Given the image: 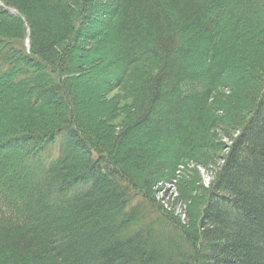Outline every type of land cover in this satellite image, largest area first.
I'll use <instances>...</instances> for the list:
<instances>
[{
  "label": "trees",
  "instance_id": "obj_1",
  "mask_svg": "<svg viewBox=\"0 0 264 264\" xmlns=\"http://www.w3.org/2000/svg\"><path fill=\"white\" fill-rule=\"evenodd\" d=\"M0 1V264H264V0Z\"/></svg>",
  "mask_w": 264,
  "mask_h": 264
},
{
  "label": "rangeland",
  "instance_id": "obj_2",
  "mask_svg": "<svg viewBox=\"0 0 264 264\" xmlns=\"http://www.w3.org/2000/svg\"><path fill=\"white\" fill-rule=\"evenodd\" d=\"M0 6L3 7L4 9L8 10L11 14L16 15L17 11H15L12 8H9L7 6H5L1 1H0ZM236 7V6H235ZM257 6H255L256 8ZM241 8V7H240ZM240 8H238V10H240ZM246 9V8H245ZM249 12L257 18H259L261 16L260 11L258 9H253L252 5H250L248 8ZM97 22H98V18H96ZM182 39V46L183 48H185V50L187 51H192L191 54L185 56V62L190 64L192 62V59H194L195 55H194V50L195 48L199 45L200 41H201V36H197V35H192V34H185L181 37ZM255 40V41H254ZM248 41V43L246 42V39L242 40L240 43L239 47H242L241 51L242 53H244L245 55H252L253 52H255L257 55L262 54V51L264 49V34L262 37V40L260 38V36L256 37V39ZM258 40V41H257ZM28 41V40H27ZM243 41H245L246 43L243 44ZM82 42V41H81ZM83 43V42H82ZM253 43H256V45H252ZM246 45V46H244ZM249 46V47H248ZM253 46V47H252ZM26 47L29 48V43H26ZM179 56H183V55H179ZM216 63V61H215ZM109 98H113L112 100H114V106L116 104L120 105H127V103H122V102H127L128 100L123 97L121 95L120 92L118 91H114L112 94H110ZM101 100V96L96 95L92 89V86H90L89 84H85L82 86V88L79 90V101L82 102V106L81 109H83L84 114L87 116H92V115H96L97 117V110H98V102H100ZM122 101V102H121ZM119 107V108H120ZM167 104L164 105L163 108H166ZM106 111L101 112V114L99 113L98 116H100L101 118L107 116V114H109V110L106 107ZM128 109H126L127 111ZM120 114V112L118 113ZM118 115H116L117 117ZM120 117V115L118 116ZM123 116H121L120 118L122 119ZM120 118L118 119V121L120 120ZM1 120V119H0ZM3 124H5L6 120H2ZM108 122H110V120H108ZM115 124V121H114ZM93 125V124H92ZM150 132V131H149ZM149 134L146 133L145 136H141L140 141L145 144V155L143 158H138L137 160H132L131 162L136 163L138 166H142L144 167V173H147V171L151 170L153 171V169H155V167L158 165V163H153L151 161H153L151 154L157 150L158 146V142L156 143V141L154 139H149L146 138V136H148ZM146 138V139H144ZM223 144H228L230 142H228V140L224 139L221 141ZM161 145V144H160ZM57 148V147H56ZM55 147H53L52 151L48 152L47 154H56L57 153V149ZM138 152H136L137 154ZM50 157L52 158V156L50 155ZM46 157H43V160H45ZM148 160V161H147ZM191 169H193L191 167ZM199 171V176L201 177V181L202 184L204 186L209 185L210 181H211V176H210V170L207 171L206 169L203 168H198L197 169ZM181 171L183 172V168H181ZM189 172L184 173V177L185 175H187ZM181 177V176H180ZM187 179V178H186ZM183 184V182H182ZM182 185H181V181L177 180H173L170 182L167 181H162L159 182L156 186L153 187V191L155 192L156 195V199L157 201L163 206V208L165 210H167V212H171L174 213L175 217H180V220L183 224H186V215H185V211L187 210L186 208V203L181 200V190H182ZM186 209V210H185Z\"/></svg>",
  "mask_w": 264,
  "mask_h": 264
}]
</instances>
